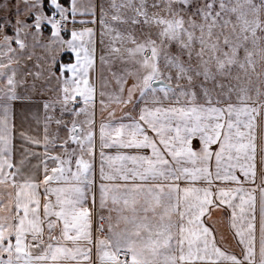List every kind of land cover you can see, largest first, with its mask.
I'll return each mask as SVG.
<instances>
[{
    "label": "snow or ice",
    "instance_id": "6c2138e0",
    "mask_svg": "<svg viewBox=\"0 0 264 264\" xmlns=\"http://www.w3.org/2000/svg\"><path fill=\"white\" fill-rule=\"evenodd\" d=\"M0 264H264V0H0Z\"/></svg>",
    "mask_w": 264,
    "mask_h": 264
},
{
    "label": "crops",
    "instance_id": "0c3cea01",
    "mask_svg": "<svg viewBox=\"0 0 264 264\" xmlns=\"http://www.w3.org/2000/svg\"><path fill=\"white\" fill-rule=\"evenodd\" d=\"M120 114L121 113L117 112V116H119ZM221 234L227 236V230L224 227L221 229Z\"/></svg>",
    "mask_w": 264,
    "mask_h": 264
},
{
    "label": "rangeland",
    "instance_id": "374dc122",
    "mask_svg": "<svg viewBox=\"0 0 264 264\" xmlns=\"http://www.w3.org/2000/svg\"><path fill=\"white\" fill-rule=\"evenodd\" d=\"M221 227V229L223 228V226H220Z\"/></svg>",
    "mask_w": 264,
    "mask_h": 264
}]
</instances>
